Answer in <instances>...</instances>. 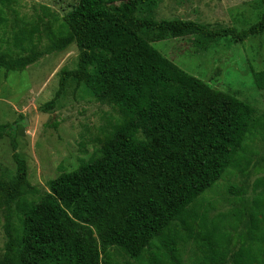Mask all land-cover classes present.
I'll return each mask as SVG.
<instances>
[{
  "label": "trees",
  "instance_id": "1",
  "mask_svg": "<svg viewBox=\"0 0 264 264\" xmlns=\"http://www.w3.org/2000/svg\"><path fill=\"white\" fill-rule=\"evenodd\" d=\"M162 0H54L21 20L18 0H0V69L22 71L76 45L62 69L55 109L71 82L120 118L73 171L32 186L11 139L15 176L0 179L6 239L0 264H264V176L231 185L229 214L206 195L233 170L250 176L264 113L189 74L151 43L189 38L193 47L264 34L263 13L247 30L154 19ZM83 140V137H82ZM83 147V145H82ZM83 153H87L82 150Z\"/></svg>",
  "mask_w": 264,
  "mask_h": 264
},
{
  "label": "rangeland",
  "instance_id": "2",
  "mask_svg": "<svg viewBox=\"0 0 264 264\" xmlns=\"http://www.w3.org/2000/svg\"><path fill=\"white\" fill-rule=\"evenodd\" d=\"M50 1L18 0L19 18L30 22L41 14V5ZM261 5V0H162L153 18L192 20L241 32L259 21L263 13ZM192 43L189 38H176L151 44L189 74L222 92L232 93L259 114L264 113V34L238 44L229 38L209 40L206 46L195 48ZM78 54L77 46L72 45L65 52L45 55L22 71L6 73L0 69V125L20 123L17 151L26 161L28 181L42 191L47 190L50 180L60 175L61 167L73 171L82 159L90 158L98 142L104 140L105 133L120 118L117 109L96 102L71 82L55 109L47 113L40 111V107L55 97L61 70L77 67ZM262 137L257 135L251 144L256 156L250 176L230 170L206 195L219 212L232 211L235 199L226 192L231 185L248 187V197H253L251 186L264 176ZM16 172L11 139L4 136L0 140V179L9 180ZM3 225L0 210V256L6 242ZM184 257V264H189L191 254L185 253Z\"/></svg>",
  "mask_w": 264,
  "mask_h": 264
}]
</instances>
